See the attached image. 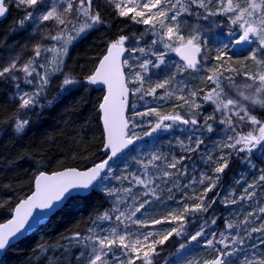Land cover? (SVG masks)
<instances>
[{
  "label": "snow or ice",
  "instance_id": "obj_1",
  "mask_svg": "<svg viewBox=\"0 0 264 264\" xmlns=\"http://www.w3.org/2000/svg\"><path fill=\"white\" fill-rule=\"evenodd\" d=\"M106 3L112 5L119 17L129 18L136 24H143L146 27L145 32L140 36H133L131 39L136 43L126 48L125 42L130 40L126 35H119L107 45L106 54L99 60L95 71L86 76L84 79L88 84H104L107 86V94L100 103L99 108L103 114V150H107L106 159L95 163L91 168L84 171H78L76 168H68L63 171L53 172L51 175L40 172L35 177V190L26 198L21 199L12 209V219L7 223L0 224V250H4L16 237L18 233L29 223V218L33 215V209L51 210L56 203L62 202L71 196V190H87L93 186L101 174L107 170L111 173L109 161L128 148L135 140L141 139L134 131H129V119L125 116V107L128 103L129 94L135 96L140 94L141 99L144 96H157V90L162 89L163 95L160 99L175 97L179 104L174 106V110L164 114L155 107L148 108L143 112H135L139 117H155L156 122L151 125L150 131L144 133L145 136L152 135L157 129H168L173 124L179 122L183 125L191 124L197 126L199 121L197 117L201 115V110L205 104L215 105L214 113H220L219 123L224 125L232 135H228L227 140L218 145L220 150L219 157H213L209 152L204 163L208 169L215 173H223L229 166L228 157L232 152H224V149H231L235 154H251L257 147L264 148V120L253 114L257 108L264 109V0H106ZM94 0H54L49 4L48 0H0V17H4L10 6H15L25 14L19 21L23 27L25 22L33 23L34 31L40 30L39 26L45 22L51 21L54 25L55 34L50 30L42 32V40H50L53 43L47 46L41 42L33 45V55L24 63L20 64V57L17 56L6 66L0 67V78H11L18 80V72L24 73L25 82L32 84L33 80L29 77L36 74V89L32 93L23 92L19 95V108H31L38 103V98L50 83V76L60 73L64 79L60 85L61 91H67L68 86L77 84L78 81L70 74L64 73V57L68 54V46L88 30L96 28L98 25L105 23L101 12L94 9ZM193 8L202 10L195 14L198 18L208 20L210 17H224L227 21L229 41L223 47H218L214 56L206 53L203 59L209 63L201 65L198 56H201L203 45L201 38L197 33L185 35L181 31V17L183 14H193ZM215 23V21H213ZM150 32L156 39L148 48L138 47L139 41L143 35ZM234 42L233 51L241 53L247 52L243 59H233L228 54L229 44ZM163 44L165 49L177 52L184 61L183 67H178L177 72L162 80L151 83L146 77L149 67L159 69L165 63L164 53H155L156 61L143 59L140 57L130 56L128 59L121 60V56L126 51L129 53L139 52L145 55L151 51L152 45ZM251 45L250 48L244 46ZM53 53L51 59L45 58V62L39 65L45 69L43 73L37 72L35 67L37 59L42 54ZM130 60L136 63H130ZM255 65V71L249 70V63ZM201 67L206 75L203 77L205 85L211 84L214 87H195L177 88L172 84L178 73H183L188 69L200 71ZM123 68L130 69L128 75H125ZM138 68L139 71H135ZM226 73H229L226 75ZM243 77V82L238 83L236 77ZM132 85V87H129ZM19 88V84L16 85ZM234 91L235 95L232 94ZM133 107L135 105L133 104ZM187 108L189 119L180 115L176 108ZM235 118V119H234ZM203 128L212 132L213 125L208 123L215 120L214 114L205 116ZM165 121H172L167 124ZM151 124V121H149ZM28 124L27 120L17 118L15 120V131L20 133ZM244 124L250 125L249 130L245 133L238 131ZM138 125L131 124L135 129ZM191 139V137L189 138ZM203 140L199 137L195 139V147L185 145L180 141V147L185 152H196ZM110 152V155H108ZM248 159V157H245ZM185 156L177 158L175 155L168 159L167 154L153 153L147 161L137 160L136 163L144 169V178L133 176L135 184L144 185L147 191L143 195H156V191L161 184L153 185L154 180H161L164 186H167L174 177L184 176L186 183L183 185L184 192L181 196L182 207L169 210L167 215L162 218H153L150 220L137 218L146 205L150 203L148 199L135 204L139 199L132 195V189H124L126 195H132L133 204L120 209L122 200L118 199L110 211H105L97 216L99 221L111 219V214L116 213V226L110 229H101L100 234L96 227H89L87 235L73 233L71 237L64 239L75 241L76 246H82L88 249L87 252L81 250L75 259L77 264H110L108 257L111 255V264H156V257L160 254V247L164 246L167 241L174 235L180 236L185 232L187 217L189 214L207 212L217 202L215 193L209 197V193L217 186L219 176H209L202 172L199 180L195 177H187L185 174L187 168L182 166ZM203 159V157H202ZM157 162H161L157 164ZM250 162V161H249ZM181 166V167H178ZM151 166L156 169L155 177L149 176L147 169ZM175 170L170 171V170ZM117 180H127L128 176L116 177ZM204 185L197 192L196 184ZM239 183V181H238ZM264 184V171L252 183L247 185L243 193L238 198H232V193L222 200L226 206L228 204H238L241 201L250 200L255 194L249 189H254ZM179 190L178 180L173 185ZM192 189L189 195L188 189ZM168 192L171 194L172 187ZM107 195H113L109 190ZM171 199L172 196L170 195ZM195 201V203H189ZM179 203V202H178ZM4 205L0 203V207ZM257 213L264 214V206L258 207L254 211L247 212L239 222H226V229H236L235 235H228L220 232L217 237L216 232H211V239H205L204 245L213 249L215 255L210 259H204L202 264H232L231 257L242 250L241 246L245 244L247 238L252 233L261 234L259 244H264V216H258L259 225L250 219ZM95 225V222H93ZM164 223L175 225L168 230L158 232L145 231L133 232L130 225H137L139 228H148L154 225ZM212 224L216 223L212 219ZM123 226V230L118 228ZM242 226V227H241ZM206 225H200L199 229L188 236L189 242L198 241L208 235L205 232ZM220 245L216 248L215 245ZM259 244L253 243L251 247L256 249ZM43 247V246H40ZM58 247H63L58 245ZM185 244H180V249H184ZM114 249H119L120 255H117ZM188 264H199L192 260ZM244 264H264V254H252V258L245 257Z\"/></svg>",
  "mask_w": 264,
  "mask_h": 264
},
{
  "label": "trees",
  "instance_id": "obj_2",
  "mask_svg": "<svg viewBox=\"0 0 264 264\" xmlns=\"http://www.w3.org/2000/svg\"><path fill=\"white\" fill-rule=\"evenodd\" d=\"M93 7L101 12L105 23L88 30L86 34L77 39L69 48L64 61L63 72L70 73L78 81L77 84L68 86L67 91H61L60 85L64 76L57 73L51 77L45 92L39 96L38 103L31 108L21 109L19 108V93L15 80L0 78V203L4 205L0 207V222L5 221L10 216L14 205L32 191L34 178L39 172L54 171L65 167L84 168L105 157L102 150L103 135L98 110L103 91L88 84L84 78L93 72L110 41L119 35H126L130 37V40L125 42V47L128 48L136 43L131 38L140 36L142 32H145L147 26L136 24L129 18L119 17L115 10H112L105 3V0H94ZM192 11L196 13L202 10L193 8ZM195 13L194 17L197 16ZM24 14L23 11L10 6L6 17L0 21V67L6 66V53L10 43L27 44L31 42L29 40L35 37L29 31V21L25 22L23 27L19 25ZM213 21L223 24L228 29L224 17H215ZM153 39L156 37L147 32L138 44H143L144 48L147 49L152 44ZM228 41V30L221 34L216 32L215 36H208L205 40L201 39V44L204 47L202 56H199V58L201 57V65L209 63L203 59L205 53L214 56L216 49L223 47ZM157 47L162 51L165 50L162 44L152 45L151 51L142 57H149L153 55V52L162 53ZM231 47L232 44H229L228 54L232 55L233 59H243L247 55L246 51L236 53ZM164 55L166 63L154 71L157 74L156 80H162L177 72V68L171 69L167 65L171 51L166 50ZM128 58L129 52L126 51L124 59ZM171 60L182 61L181 65L184 66L183 60H176L172 57ZM248 63L250 70L252 63ZM38 64L37 67H39ZM124 70L127 76L130 69L124 68ZM228 74L226 73V75ZM205 75L206 73L201 67L200 71L188 69L183 73H178L175 79L180 80V82L182 80L180 87H184L186 90L192 87L196 89L205 87L207 90L214 85H205L203 80ZM147 76L149 75L147 74ZM236 79L238 83L243 82V77L238 76ZM172 84H176L175 80L172 81ZM158 91L160 90H157L156 97L144 96L143 99H141L140 94L135 96L130 94L129 131H134L141 139L110 163L112 172H107L90 193L70 197L46 223L9 246L0 257V264H77L76 255L81 250L87 252L88 249H83L82 246L78 247L75 241L64 239V237H71L76 232L81 233L82 236L87 235L89 227H96L97 232L104 234L100 232L101 229H110L116 226L118 223L115 221L116 213H112L111 219L107 221L96 219L100 214L113 208L116 203L113 201V196L115 199L118 196L122 198V207L134 203L132 195L139 197L135 204L148 199L150 203L140 213H137V218L146 220L162 218L167 215L169 210L182 207L183 185L187 182L184 176L172 178L167 186H164L161 180H154L151 187L161 184L155 196L152 194L143 195L147 188L144 185L135 184L133 176L144 178V169L136 161H147L153 153L167 154L168 159H171L173 155L177 158L185 156L186 159L182 161V166L187 168L185 175L195 177L197 181L202 172L209 176L218 175L217 186L208 195L212 197L215 193L220 194L216 196L217 202L207 212L188 215L185 232L180 236L174 235L164 246L160 247L156 264H188L192 260L202 264L204 259H210L215 255L213 249L204 245L205 239L212 238L211 232H216L217 237H219L220 232L235 235L236 229H226V222H239L247 212L264 206V184L249 189L255 193L250 200L241 201L238 204H228L227 206L221 202L229 193H232V198H238L247 188V185L261 175V172L264 171V148L257 147L251 154L240 153L239 155L226 148L224 152H232V155L228 157L229 166L223 173L211 172L204 163L207 153L210 152L214 158L219 157L221 153L217 146L226 141L228 135H232L224 125L219 123L220 113H214L215 105L211 103L204 105L201 115L197 117L199 121L197 126L174 124L165 131L157 129L150 136L144 135L145 132L150 131L156 118L135 116V112H143L148 108L155 107L167 114L172 112L174 106L180 103L174 96L160 99L161 95ZM232 94L235 95L234 91ZM175 110L185 119L190 118L184 115L185 111L188 112L186 107ZM211 114H214L216 119L208 121L214 129L212 132H208L203 128V118ZM253 114L263 119L264 109L257 108ZM17 118L28 121L20 133L15 131ZM132 123H136L138 126L132 129ZM244 129L242 126L238 128V131L243 132ZM190 137L191 139H189ZM196 137L203 140L196 152H185L180 147V141H183L185 145L195 147ZM160 163L157 162V164ZM178 167L181 166L178 165ZM147 171L152 177L157 174L156 169L151 166ZM170 171L174 172L175 170ZM123 176H128V179H116V177ZM177 180L180 185L179 190L173 187ZM169 187L173 188L171 194L167 190ZM194 187L199 192L204 185L197 183ZM127 188L132 189V195L124 193L123 190ZM109 190L113 192V195H107ZM188 192L191 195L192 189H188ZM170 195L172 196L171 199L169 198ZM189 203H195V201H189ZM258 216H264V214L257 213L250 218L255 221L254 226L259 225ZM212 219L216 220L215 224L211 223ZM202 224L206 225L205 232L208 235L199 238L198 241L189 242L188 236L194 234ZM135 226L134 232H158L168 230L175 225L164 223L148 228ZM119 230H123V226H120ZM260 238L261 234L252 233L251 237L247 238L245 244L241 246L242 250L230 258L232 264H244L245 257L252 258L253 253L264 254V244H259ZM181 243L186 245L184 249H180ZM253 243L259 244V247L253 249L251 247ZM58 245L63 247H58ZM215 247L218 249L220 245L217 244ZM114 251L120 255L119 249H114ZM108 258L111 260V255Z\"/></svg>",
  "mask_w": 264,
  "mask_h": 264
},
{
  "label": "rangeland",
  "instance_id": "obj_3",
  "mask_svg": "<svg viewBox=\"0 0 264 264\" xmlns=\"http://www.w3.org/2000/svg\"><path fill=\"white\" fill-rule=\"evenodd\" d=\"M49 4H51L52 2H54V0H48ZM105 3H106V0H105ZM107 4V3H106ZM112 10H114V7L112 5H109L107 4ZM15 7V6H14ZM193 14H183L182 17L180 18L181 21H182V25H181V31L185 34V35H189V34H192V33H197L201 39L205 40L207 39L208 36H215V33L216 32H220L223 33L225 30H228L224 27L223 24L219 23V22H215L213 23V20L215 17H210L208 20H204V19H201V18H198L197 16L194 17V13L195 11H192ZM193 16L194 20H192L193 18H191ZM39 29L40 30H35L34 31V27H33V23L31 21H29V31L35 35V37L29 41V43L27 44H21V45H16V44H12L10 43L8 45V48H7V53H6V61L7 63L11 62V60L15 59L17 56L20 57L19 59V63L22 64L24 63L29 57H31L33 55V45L36 44L37 42H41L47 46H51L53 43H56V42H53V41H50V40H42V32L44 30H50L53 32V34H55V30H54V25H53V22L51 21H48V22H45L43 25H40L39 26ZM83 35V34H82ZM37 36V37H36ZM39 38V40H38ZM79 39V38H77ZM76 39V40H77ZM38 40V41H37ZM74 40L71 44H69L68 46V50L69 48L71 47V45L76 41ZM234 43V42H233ZM233 43H232V49H233ZM163 45V44H162ZM138 47H144L143 44H138ZM158 50H161L159 47H157ZM164 48V47H163ZM165 49V48H164ZM204 49V47H203ZM166 50H170V49H165L163 50L164 52H166ZM162 51V50H161ZM162 51V53H164ZM171 51V56L168 57V61H167V65H169V68H173V69H176L178 67H181V62L180 61H174V60H171V57L173 59H176V60H179L177 59L173 54H174V51L173 50H170ZM54 54L53 53H48V52H45L42 54V57L38 58L37 59V63L35 65L36 69H37V72L39 73H43L45 71V69L43 68H40V67H37V64L40 65L41 63H44L45 62V58H48V59H51L53 58ZM130 56H136V57H140V60L141 62L143 61V58L142 57V54L139 53V52H135V53H129V57ZM165 56V55H164ZM202 56V54H201ZM65 58L66 56L64 57V61H65ZM201 58V57H200ZM199 56H198V59L200 60ZM144 59H150L152 60L153 62L156 61V56L154 55H151L149 57H145ZM164 61H165V57H164ZM130 63H136V61L134 60H130L129 61ZM6 63V65H7ZM166 63V61H165ZM183 67V66H182ZM39 68V69H38ZM156 68H152L151 66L149 67V71H148V75L146 74V77L150 79V82L151 83H155L157 80H156V76L157 74L154 72ZM139 69L136 68L135 71H138ZM251 71H255V65L252 64V67L250 68ZM16 75L19 77L18 80H15L16 84H19V88H18V93L19 95L22 94L23 92H28V93H32L33 91H35L36 89V80H37V76L35 73H33V76L32 77H29V79H32L33 80V83L32 84H29V83H26L25 82V77H24V73L22 72H18L16 73ZM51 77L50 76V80H51ZM175 82L176 84H173L174 86L176 87H180V80L177 81V79H175ZM182 85V84H181ZM48 87V86H47ZM46 87V88H47ZM45 88V90H46ZM44 90V92H45ZM160 91L159 94L162 96L163 95V91L162 89H159ZM41 93V95H43V93ZM40 95V96H41ZM210 110H213V109H210ZM184 115L189 116L188 112L185 111ZM220 119V116L218 117V121ZM261 120H264L261 119ZM156 122V121H155ZM165 123L167 124H172V121H165ZM175 124H180L179 122L175 123ZM174 125V124H173ZM244 130L243 132H247L249 130V127L250 125L248 124H244ZM163 129V128H161ZM160 130V129H159ZM167 129H163V131H165ZM103 179V178H102ZM120 199L122 200V198L120 196L117 197V199L114 198L113 196V201L117 202V200ZM123 201V200H122ZM122 204V203H121ZM121 204L119 205L120 206V209L121 210H124L125 207H122ZM134 229H136V226L135 225H130V230L134 232ZM109 259V258H108ZM110 261V264H111V260Z\"/></svg>",
  "mask_w": 264,
  "mask_h": 264
},
{
  "label": "water",
  "instance_id": "obj_4",
  "mask_svg": "<svg viewBox=\"0 0 264 264\" xmlns=\"http://www.w3.org/2000/svg\"><path fill=\"white\" fill-rule=\"evenodd\" d=\"M6 15H7V14H6ZM6 15H5L4 17H0V21L3 20V19L6 17ZM233 47H234V43H233ZM244 47H245V48H250L251 45H247V46H244ZM106 51H107V48H106ZM106 51H105L104 54H106ZM104 54H103V55H104ZM103 55L101 56V58L103 57ZM123 56H124V53H123L122 56H121V60H123ZM174 56H175L177 59H181V56H180L177 52H174ZM101 58H100V59H101ZM100 59H99V60H100ZM98 63H99V61L97 62L95 68L98 66ZM95 68H94L93 72L95 71ZM122 70L124 71V68H123ZM93 72H92V73H93ZM92 73H91V74H92ZM91 85H92L94 88H96V89H101V90L103 91V94H102L101 100H100V102H99V105H100V103L103 102V98H104V96L107 94V86L104 85V84H95V85L91 84ZM129 104H130V94H129V96H128V103H127V106L125 107V110H124V111H125V116H126L127 119H128L127 114H128ZM99 105H98V110H99V121H100L101 129H102V135H103V137H104V127H103V119H102L103 114H102V112H101V110H100V108H99ZM129 127H130V124H129ZM137 142H138V140H135L133 144H135V143H137ZM133 144H132V145H133ZM132 145H130L128 148L124 149L121 153H118L117 156L114 157L111 161H113L114 159H116L117 157H119L120 155H122L123 153H125V152H126V151H127ZM102 150H103V146H102ZM106 151H107V150H103L104 154H105ZM108 155H110V152H108ZM106 158H107V156L105 155V157H104L103 159H106ZM101 160H102V159H101ZM101 160H99V161H97V162H95V163H99ZM111 161H109V164H110ZM95 163H93V164H91V165H89V166H87V167H84V168L65 167V168H62V169L54 170V171H41V172H45L46 174L51 175L53 172L63 171V170L68 169V168H76L78 171H84V170H86V169H88V168H91ZM39 173H40V172H39ZM39 173H38L37 175H39ZM106 173H107V170H105V172H103V173L101 174V177H99V178L97 179V181L94 182L93 186L90 187V188L87 189V190H84V189H74V190H71V193H72L71 196H68L67 199H64L62 202L56 203L55 206H54L51 210H47V209L42 210V209H39V208H37V209H33V215L29 218V223L25 225V228L21 231V233H18V234L16 235V237H14V238L11 239L10 244H9L8 246H6V248H5L4 250H0V257L3 255V253L5 252V250L8 249L9 246L15 244L16 242H18V241L21 240L22 238H24V237H26L27 235L33 233V232L36 231L41 225H43L44 223H46V222L48 221V219H49V218H50V217H51L56 211H58V210L64 205V203H65L70 197L75 196V195H86V194L90 193V191L92 190V188H93L96 184H98V183L101 181V179L105 176ZM37 175H36V176H37ZM36 176H35V177H36ZM34 190H35V178H34V181H33V188H32V191H31L28 195H30ZM28 195H27V196H28ZM27 196H26V197H27ZM26 197H25V198H26ZM23 199H24V198H23ZM19 201H20V200H19ZM19 201H18L17 203H19ZM17 203H16V204H17ZM16 204H15V205H16ZM15 205H14V207H15ZM13 209H14V208H13ZM12 216H13V212H11L10 216H9L5 221L0 222V224L7 223L8 220L12 219Z\"/></svg>",
  "mask_w": 264,
  "mask_h": 264
}]
</instances>
